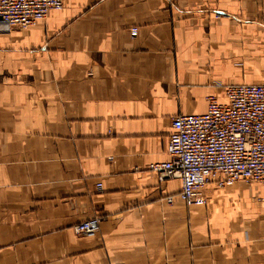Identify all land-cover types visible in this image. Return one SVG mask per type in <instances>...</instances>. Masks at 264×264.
<instances>
[{
  "label": "crops",
  "instance_id": "obj_1",
  "mask_svg": "<svg viewBox=\"0 0 264 264\" xmlns=\"http://www.w3.org/2000/svg\"><path fill=\"white\" fill-rule=\"evenodd\" d=\"M234 83H264V0H63L0 31V264H264V185L188 206L149 167Z\"/></svg>",
  "mask_w": 264,
  "mask_h": 264
},
{
  "label": "built area",
  "instance_id": "obj_2",
  "mask_svg": "<svg viewBox=\"0 0 264 264\" xmlns=\"http://www.w3.org/2000/svg\"><path fill=\"white\" fill-rule=\"evenodd\" d=\"M63 0H0V31L36 26L50 11L61 10ZM131 36L137 34L132 27ZM225 102L208 96L202 114L171 118L165 162L150 164L159 182L180 179L177 197L186 205H204L209 184L218 187L238 182L264 185V83L224 86ZM97 190L102 184H96ZM173 196L166 201L171 203ZM99 216L73 226L77 234L94 236Z\"/></svg>",
  "mask_w": 264,
  "mask_h": 264
}]
</instances>
